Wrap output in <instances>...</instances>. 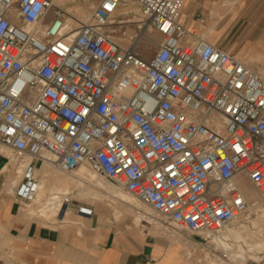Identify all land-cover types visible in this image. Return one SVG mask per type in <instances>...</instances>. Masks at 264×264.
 <instances>
[{
    "label": "built area",
    "instance_id": "2783aa9c",
    "mask_svg": "<svg viewBox=\"0 0 264 264\" xmlns=\"http://www.w3.org/2000/svg\"><path fill=\"white\" fill-rule=\"evenodd\" d=\"M184 3L99 0L84 20L54 0H0V145L24 170L18 196L36 197L38 163L85 165L228 264L244 246L228 230L264 208V75L187 27Z\"/></svg>",
    "mask_w": 264,
    "mask_h": 264
},
{
    "label": "crops",
    "instance_id": "0c3cea01",
    "mask_svg": "<svg viewBox=\"0 0 264 264\" xmlns=\"http://www.w3.org/2000/svg\"><path fill=\"white\" fill-rule=\"evenodd\" d=\"M180 20L264 75V0H185ZM7 149L0 145V256L5 264H223L199 241L201 236L162 230L159 227L162 221L155 215L146 219L157 228L129 226V229L109 221L90 205L87 206L93 208L91 215L80 213L77 206L72 207L70 214L69 207L60 222L44 223L30 218L24 206L29 205L31 213L35 210L38 213L42 206L33 201L37 196L29 201L17 195L16 186L22 182L24 170L8 162L11 156ZM38 164L41 165L35 170V177L40 180L38 191L43 188L48 193L55 187L70 192L75 189L68 183L54 182L48 177L50 166ZM7 169H10L8 176ZM247 193L250 197V192ZM136 203L139 202L131 205L119 200L117 206L108 204L114 207L116 216L121 214L118 205H125L133 212L134 223L146 226L148 223L141 220ZM50 215L53 213L45 217ZM260 225H264V218L259 215L238 221L235 239L244 241L246 256L237 255L228 264H264V251L258 254L256 248L264 237ZM199 250L206 255L204 263L195 257ZM236 252L233 248V254ZM261 256L263 259L259 260Z\"/></svg>",
    "mask_w": 264,
    "mask_h": 264
},
{
    "label": "rangeland",
    "instance_id": "374dc122",
    "mask_svg": "<svg viewBox=\"0 0 264 264\" xmlns=\"http://www.w3.org/2000/svg\"><path fill=\"white\" fill-rule=\"evenodd\" d=\"M98 1L99 0H54V2L56 4L62 5L68 11H70L71 13H75L79 18H82L84 20L90 16L92 9L95 7V5L98 3ZM128 8H130L133 11V13L138 16L139 8L136 4L129 2ZM114 34L119 35L120 32L118 31V32H115ZM142 49H144L143 51L145 52V55H147V56L152 55L154 52V47H152V46L151 47H144L143 46ZM7 150H10V149H7ZM9 154L12 157L13 151L10 150ZM37 167H41V165L38 164ZM50 168L52 171L50 172L48 177H51L54 181H56V183L58 181L61 183H68L70 185L71 189L75 188L71 192L73 195V204L71 205L70 214L73 213V208L79 204L86 205V206L90 205V206L96 207L98 210H100L102 212L104 217H106L109 221H112L113 223L115 222L118 226H123L127 229L130 228L129 226H134V227L137 226V227H141V228H144V227H156L157 228V226L154 224H147L146 226H144L143 225L144 223H139V224L134 223L133 212H131L127 207H125V205H118L119 206L118 208L121 210V214H120V216H116V214L114 212V210H115L114 207L112 205L108 204V202H112L110 197H106L104 200H99L101 198L100 197V191L97 189H96V191H94V193L82 194L81 187L83 186V187L91 188L90 182H77L74 179V172H72V173L64 172V171H61V170L56 169L55 167H51V166H50ZM6 173L8 176V174L10 173V169H7ZM87 173H89L88 179L91 178V174H96L95 172L90 171L88 169H87ZM106 179L100 177L99 179L95 180V182H96V184H99V183L100 184H108V181ZM60 180H63V181H60ZM95 182L93 184H95ZM76 184L77 185L79 184V187H76ZM243 186H244L245 190L247 189V191L250 192L251 201L253 199L256 201L260 200V197H259L256 189L254 188V186L251 183L246 182ZM14 190H15V188H14ZM39 191H38V193H39ZM37 197H38V194H37ZM46 197H47L46 195L42 194V196L40 197V200L38 201V203H39L38 205H40V206L46 205V203H45ZM124 197H127V196L124 195ZM136 204L138 205L139 203H136ZM115 205L117 206V204H115ZM29 209H31L29 205L24 206V210L26 211V213L29 215L30 218L38 219L39 221L44 222V223L45 222H52V221H54V222L59 221V219L58 220L57 219H47V218L39 215V213H37V210H35V213L34 212L31 213L29 211ZM143 209L150 211L148 209V207L146 208L143 206ZM251 212H253L252 215H259V216L264 218V208L263 207H261L260 209H257V210H256V208L254 210V207H253V208H251ZM51 213L54 214V211ZM152 215H155L158 217L157 213H154ZM63 223L69 224V222H67V221H65ZM260 228H261L262 236H264L263 235L264 225H260ZM170 230H172L173 232H184L187 234L190 233L188 231H181V230L173 228V227H171ZM235 235H236V233H235ZM260 241L264 242V237L261 238ZM260 250L264 251V248H262ZM195 257H197V259L201 258L202 262L204 263L206 255H205L203 250H199V251H197V254Z\"/></svg>",
    "mask_w": 264,
    "mask_h": 264
},
{
    "label": "bare ground",
    "instance_id": "6f19581e",
    "mask_svg": "<svg viewBox=\"0 0 264 264\" xmlns=\"http://www.w3.org/2000/svg\"><path fill=\"white\" fill-rule=\"evenodd\" d=\"M6 149V148H5ZM9 149V148H8ZM10 151V150H9ZM45 164H47L48 166H51V167H55L53 166L49 161H44ZM56 168V167H55ZM18 169V168H17ZM58 169V168H56ZM87 169L90 170V171H93L95 172L94 170L90 169L89 167L85 166V165H82L80 166L79 168H77L74 172V179L77 181V182H90L91 184V188H87V187H81V192L82 194H91V193H94V191L99 190L100 191V199H105L106 197H110L111 198V201L112 202H108L112 205H115L119 200H122L126 203H129V204H133L135 202H139L140 205H137V208H138V214L139 216L141 217V220H143V216L145 215V218L147 216H151L152 214L154 213H157L155 210L152 209V207H150L148 204H145L143 202H141L138 198L134 197L132 194H130L129 192L121 189L120 187L116 186L114 183H112L111 181H109L108 179H106V177H104L102 174L100 173H97L95 172L96 174H91V178L88 179V175L89 173H87ZM22 170V169H21ZM38 170V169H37ZM39 172V171H37ZM42 172V171H41ZM38 175V174H37ZM100 177L102 178H105L107 181H108V184H96L95 180L99 179ZM55 179V178H54ZM43 180V179H42ZM60 181H63V180H60ZM65 181V180H64ZM55 182V181H54ZM95 182V184H93ZM60 183V182H58ZM76 183V182H75ZM65 184V183H64ZM63 185V184H62ZM59 186V185H57ZM40 185H38V189H39ZM49 187V186H48ZM65 187V186H64ZM67 187V186H66ZM76 187H79V184L77 185L76 184ZM57 188L55 187L54 189L53 188H50V191H48V193H46L44 191L43 188H41V190L39 191V193L37 192L38 194V197H36L33 201H39L40 200V197L43 195H46V205L40 207L38 209V213L39 215L45 217L46 215H48L49 213L51 214V212L54 211V214L53 215H50V216H47L45 218L47 219H51V218H54V219H63V217L66 215V212L68 210L69 207H65L66 205L64 204L63 202V199L62 197L60 196L59 193H71L70 191H64V190H56ZM54 190V191H53ZM56 190V191H55ZM53 191V192H51ZM55 192V193H54ZM54 193V194H53ZM41 195V196H40ZM123 195L122 199H120V197ZM124 195H126L127 197H124ZM37 196V195H36ZM40 196V197H39ZM259 200L257 201H253V203H256L258 202ZM253 204L251 203V206H250V210L251 208L254 207L255 209V206H252ZM143 206L144 207H148V209L151 211H148L146 209H143ZM63 208H65L64 212L63 211ZM145 212H149L150 215H146ZM62 213V214H61ZM158 215V214H157ZM149 221V220H148ZM150 222V221H149ZM229 233L233 234L234 237H237L235 235L236 232V228H232L230 230H228ZM258 246L256 247L258 250L264 248V242H258ZM250 249H253L252 247H250ZM236 250H237V255H241L243 257H245L246 255L244 254V252L246 251V248L242 245H238V247L236 246Z\"/></svg>",
    "mask_w": 264,
    "mask_h": 264
}]
</instances>
